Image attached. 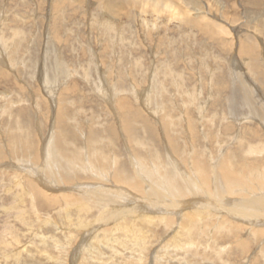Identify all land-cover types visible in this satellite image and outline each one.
Masks as SVG:
<instances>
[{"label": "rangeland", "instance_id": "rangeland-1", "mask_svg": "<svg viewBox=\"0 0 264 264\" xmlns=\"http://www.w3.org/2000/svg\"><path fill=\"white\" fill-rule=\"evenodd\" d=\"M67 1L56 8L53 2L57 0H0V166L14 165L0 176V181L8 186V192L0 190V264H264V234L247 231L249 227H241L239 222L236 229L225 226L223 231H218L216 227L220 222L215 216L201 217L194 227L198 231L192 235L193 229L191 234L185 229L186 236L177 239L179 245L175 250L171 246L176 240L172 242L173 233L180 226L176 216L169 217L173 224L168 227L170 222L152 213L148 217L150 226H146L135 223L132 214L121 213L115 224L139 226L142 233H147L142 234L146 237L145 246L142 243L134 246L131 244L134 234L122 235V231L119 234L109 229L105 236L96 237V234L88 236L86 229L80 231L78 228L85 221L89 226L97 225L94 221L98 220L100 212L96 208L84 214L70 209L67 216L61 203L49 208L41 206L39 200L29 199L26 189L35 179L21 169L40 166L41 161L35 157L40 154L42 143L59 127L69 136L66 142L70 149H80L86 160L93 152L87 147L92 136L99 138L109 159L105 167L109 173L107 179L104 177L106 181H93L91 175L88 179H85L87 175H82L84 180L77 185L75 181L59 186L63 189L61 193L73 198L80 196L76 192L78 185L106 184L113 174V159L117 167L114 166V170L123 168L133 181L136 179L134 160H140L149 168L151 162L154 166H163L164 161L169 160L189 178L195 176L192 173L198 164L197 167L205 166V169H213V165L234 168L233 173L243 172V168L249 166L264 174V129L250 111L258 105L241 109L242 103L230 92L234 86L248 96L247 90H250L247 84L240 85L243 83L239 73L245 72L247 67L236 52L241 40L239 34L235 36L229 29V35L213 41L175 21L166 20L167 24L165 18L157 21L155 16L151 20L146 15L145 21L150 22L147 24L142 22L143 16L128 20L125 18L128 7L123 11L117 12L119 9L114 8L116 12H103L93 3L88 7L87 0L81 5L77 0ZM226 1L238 4L236 9L227 5L222 10L227 17L242 18L237 24L255 16L249 10V0ZM258 1L264 6V0ZM104 2L108 3L106 9L115 6L109 7V0ZM258 11L264 10L255 13ZM210 16L215 19L214 15ZM95 19L106 20L104 23L110 24V28H101V23ZM257 62L264 73V61L257 59ZM246 76L253 84L252 90L254 87L260 92L264 103V75L260 82L250 71ZM47 86L52 89L51 93L45 91ZM251 100L253 103V98ZM58 112L63 115L60 120L56 118ZM14 128H19L21 133H16ZM126 128H130L129 131ZM12 131L22 136L31 134L32 140H29L33 147L28 148L22 142L12 145L9 141ZM130 133L134 134V139H130ZM241 147L247 151L252 149L248 152L254 155ZM232 150L236 153H231ZM209 171L210 175L213 170ZM248 179L253 181L252 177ZM20 180L24 188L17 190L15 185ZM135 181L140 183V189L146 190L140 178ZM11 191L23 193L18 208L20 220H16L12 212ZM54 194L61 195L60 192ZM114 212L112 215H116ZM44 238L46 245L40 241ZM84 239L87 241L81 244Z\"/></svg>", "mask_w": 264, "mask_h": 264}, {"label": "bare ground", "instance_id": "bare-ground-1", "mask_svg": "<svg viewBox=\"0 0 264 264\" xmlns=\"http://www.w3.org/2000/svg\"><path fill=\"white\" fill-rule=\"evenodd\" d=\"M65 1H67V0H57V2H53V3H54V6L56 8H58L60 5L64 6ZM90 1H92V2H90ZM93 1L94 0H87L86 3L88 4V7H89V4L93 3L92 5H96V7L99 8L103 12L106 10H108L110 12H114L115 11V10H113L114 8L119 9V10H116L117 12L120 10L123 11V9L125 7H128L130 10L128 11V14H125L126 15L125 18H127L128 20H130V18H131V20H133L134 19L133 16L135 18L143 16V18H141L142 22L150 23L149 21H145L144 16H146V15L150 16L151 20H152V18L156 17L157 21H160L162 18H165V22H166V20H168V21L171 20V21H175L181 25L191 27V28L199 31L205 38L213 40V41L218 40V38H220L222 36L229 35V29H230V32H232L233 35H235V36L239 34L241 40H239V42L237 44L236 52L239 55V57L241 58V60H242L241 62L243 63V65L245 67H247L245 72L239 73L242 76V83H243L240 85L244 86L247 84L246 88L250 89V90H247L248 96H246L244 94V92L241 91V88H238V87L235 88L234 86L232 87V91H230V92H232L233 93L232 95L234 97H236L237 99H239V101L242 103L240 106L241 109H243V108L244 109L245 108L246 109H252L255 105H258L257 108L250 110V111L252 112V114L255 115L256 122L264 129V103L262 102L263 99L260 100V97H259L260 92H258V90L254 89V87L252 90L251 86L253 84L246 76L248 71H250L251 75L253 73L255 75L254 77H256V80L258 82H260L262 80L263 75H264L263 69L260 68V66H261V65H259L260 63L257 62V59H260V60L262 59L264 61V57H263L264 56V18H263L264 17V11H258L259 13H255L257 10H261V9L264 10V6H262V5L260 6V1H258V0L247 1V4L249 6V10H251L252 15L254 13L255 16L253 15L254 16V17L252 16L253 18H245L244 17L245 20H243V22L241 21V23H239V24H237V22H239V20H242V18H233L231 16L227 17V15L224 14L225 12L223 13V11H224L223 9L227 8V5H229L231 8H234V9L238 8L237 2H236V4L234 3L235 5L230 4V3L227 4L226 0L221 1L220 3L213 1V0H109V7H112L115 4V6L110 8V9H106V6L108 3L105 4V2H104L105 0H95L94 2ZM210 1H211V3H210ZM68 2L69 1H67L66 3H68ZM77 2L81 5V2H84V0L83 1L77 0ZM216 3H219V5ZM54 6H53V8H55ZM257 7H260V8H257ZM99 13H100V11H99ZM217 14H219L218 15L219 18H218V16L217 17L215 16ZM117 15L118 14L116 13V15H114V16L116 17ZM210 15H214V18L217 21L215 19L212 20L213 17ZM102 16H103V13H102ZM106 19H107V17H106ZM96 21L97 22L99 21V23H101L100 24L101 28H102V26H104V28H107V30H108V27L110 26V24H108L107 22L104 23L106 20L104 22L102 20H101V22H100V20H96ZM157 21H155V22H157ZM218 21L223 22L224 25L220 24V22H218ZM92 22H94V24H95V21H92ZM151 22H153V21H151ZM155 22L153 23L154 25H155ZM157 25L158 24H156V26ZM226 25H227L228 29L226 28ZM96 26H97V24H96ZM243 27L246 28L247 30L241 29ZM150 28H151V26H150ZM107 30H105V31H107ZM248 30H250V31H248ZM255 38H257V39H255ZM57 40H59V39H57ZM56 59H58V56ZM233 63L235 64V62H233ZM262 67H264V66H262ZM45 80L47 81V79H45ZM42 81H43V79H42ZM99 81H101V80H99ZM240 87H242V86H240ZM67 89H68V87H67ZM225 89L226 88H223L224 91H225ZM65 90H66V88L64 89V92H65ZM45 91L51 93L52 89L50 91L49 87L47 86V87H45ZM252 92L255 93V96L252 94ZM251 98H253V101H254L253 103L251 102L252 101ZM54 102H56V101L54 100ZM251 112L248 114H251ZM61 113L58 112L56 114L57 120H60L61 117L63 116ZM15 126H16V124H15ZM146 126H147L146 128L148 130V124ZM61 128L62 127H59L57 129L56 133L51 134L49 139L42 143L40 154H37L35 157L38 161H41L40 166L36 167L35 169H33L34 165L33 166H26L24 169H21V171H25L26 173L28 172L26 174L28 177L35 179L33 181V183L30 182V185L26 189V192L28 194L29 199H31V201L38 202V200H39L41 206L43 205V206H46V207L48 206L49 208H51L54 206L56 207V205H59L61 203L62 207L64 206L63 210H65L67 216H69V214H70L69 213L70 209L77 211L78 214L79 213H81V214L82 213L83 214L88 213V210L91 211L93 208L98 209L100 214L98 215V218H97L98 220L94 221L95 224H97V225H95L94 227L89 226L87 224V221H85V224L78 228L80 231H84V232L87 230L85 233H87L88 236L93 235V234L94 235L96 234V237H100L99 235L105 236L106 233H109V231H110L109 229H111L115 233H119V234L122 231V235L127 234L129 236V235L134 234V237H133L134 240L132 241V243L131 242L130 243L134 246L141 245L140 243H142L145 246V244H146L145 238L146 237L142 236V234L145 235L146 232L142 233L140 231V229H138L139 226L137 228H136V226H134L133 228L132 227H126V226L123 227L121 225L122 222L120 223V225L118 223H116V224L114 223L119 218L121 213L122 214H128V215L132 214L133 216H135V217H133L134 220H136L135 223L139 222L142 225H146V226H150L149 221H151V219L148 218L149 214L154 213V214L160 215V217L163 218V221H166V223L170 222L169 223L170 226H168V227H171L173 224V221L171 220L172 218L170 219L169 217H171V215H173L174 217L176 216L179 219L177 221L180 222V226H179V229L174 231L173 238H172L173 240L170 239V240H172V242L176 239L174 241L175 245L174 244L171 245L175 250L178 249L177 246L179 245V243L177 242V239L178 238L181 240H182V238L184 239V236H186V234L184 232L186 230L190 233L191 232L190 230L193 229L192 230V235H193L194 232L198 231V229L197 228L194 229V227H195V224L197 225L198 223H200L201 217L210 218L209 216H211V215H212L211 217H213V218L215 216V220L218 219V221L220 222V223L217 222V223H219L218 226L216 225L217 226L216 230H218V231H220V230L223 231L227 226L229 228H233V229L235 228L236 229L238 227V222H239L242 225V226L240 225L241 227H245L247 229L249 227V230H247V231H253L254 233H258L261 235L264 234V174L262 173L263 172L262 170H261L262 172L261 171L258 172L256 169H254V168L252 169V167H249V166H245V168H243L244 169L243 172L233 173L232 170H234V168L231 169L229 167L228 168L226 167L227 170H224V169H226L225 166H222V168H223L222 169L220 166H217V165L214 166L213 165V167H214L213 169H212V167H210L209 169H205L206 168L205 166L204 167L203 166L197 167L199 165L198 164V165H195V167H194L195 173L191 172L195 176H192V178L185 176L186 177L185 178L183 176L184 173L182 172V170L177 169V167H173L174 163L171 164V162H169V160L164 161L163 166H160V165L154 166L153 164H151L152 163L151 162L150 163L151 166L149 165L150 168L147 167L148 166L147 164H146L147 166H145L143 164V162H141L140 160H137V161L134 160L135 163L133 162L134 164L132 165V167H133V169H134V167L136 168V171H135L136 174L133 175L136 179H134V181H133V180H131L132 177L127 176V173L125 172V170L123 168H122V171L120 170L121 168L118 170L117 169L114 170V166H115L116 162H115V159H113V161H112L113 164L111 166L113 168V172H111V173H113V174L111 175V177L109 178V181H107L106 184L101 183L100 185H97V186H94L91 184L78 185L76 187V192H78L80 194V196L77 198H73L72 196H68L67 193L64 194L65 192L61 193V191H63V189L62 190L59 189V186L61 184L65 186V184L74 183L76 181V185H77L78 181L84 180L82 175H87V177L85 179H88V175H91V177L94 178L93 181H102V182L106 181L107 176L109 175V173L107 171H105L106 170L105 167L108 164L109 159H106V154L104 152V149L101 147V144H100L101 141L99 142L98 137H93V136L90 137L87 147L90 148L91 151L93 150V152H92L93 154L90 153L91 157H88V159L86 160V156H85V158L83 157L82 153L80 152V149H78V148L76 149L74 147L70 149V147L68 146V144L66 142V140L68 139L69 136L66 137L64 130H61ZM127 129L128 128H126V130ZM129 129H128V131H129ZM15 130H16V133L20 132L19 128H16ZM258 130H260V129H258ZM255 131L256 130H254V132ZM15 134L13 131L10 134L11 137H10L9 141L11 142L12 145L13 144L15 145V143H18V142H22L23 144L26 145V147L29 146L28 148L33 147V145H30V143H31L30 140H32L31 134H29V136L26 135L27 137L25 135L22 136L23 134H16V135ZM132 134L133 133L129 134L131 136L130 139H132V138L134 139V134L133 135ZM29 138H30V140H29ZM263 139L264 138H262V140ZM262 140H261V142H262ZM256 142H260V141H256ZM102 144H104V143H102ZM240 144H243L242 141L240 142ZM252 145H253V142H252ZM242 148L243 147H241V150H242ZM244 149L246 150V148H243V150ZM32 150H34V149H32ZM88 150L89 149H87L85 151H88ZM233 150L231 153L235 152V151L233 152ZM249 150H252V149H249ZM253 151H254V149H253ZM250 152H248V153L249 154L252 153V155H254L253 152H251V153ZM261 152H263V151H261ZM256 153H257V150H256ZM258 153H257V155H258ZM35 154H36V152H35ZM229 154H230V152H229ZM237 155H238V153H237ZM243 155H244V153H243ZM252 155H251V158L253 157ZM1 156L2 155L0 153V158H1ZM200 156H202V155H200ZM238 156L240 157V155H238ZM139 159H142V158H139ZM247 160L249 162V159H247ZM258 160H260V159H258ZM242 161H243V158H242ZM244 161H245V159H244ZM199 162H200V160H199ZM229 162H227V163H229ZM235 162H237V161H235ZM253 162H255V161H253ZM260 162H262V161H260ZM221 163H223V162H221ZM201 164H203V163H201ZM243 164H244V162H243ZM237 165H238V163H237ZM12 166L14 167V165H12ZM12 166H10V165L8 167L2 166L4 168H2L0 166V176L7 169H9ZM35 166H37V165H35ZM261 167H262V165H261ZM210 169H211V171L213 170L212 171L213 174L211 173L212 175L211 174L209 175V173H208V172H210L209 171ZM25 172H23V173H25ZM17 176L19 177V179H21L20 173H18ZM250 177L253 178V181L248 179ZM137 178H140L143 182V185L146 186L145 191L142 190V188L140 189V187H139L140 183L135 181V180H137ZM21 183H22L21 180L16 182L15 186H16L17 190L19 187L22 189L24 188L21 185ZM122 184L124 186L126 185L127 187H125V188L122 186L120 187V185H122ZM252 186H253V188H251ZM1 189L2 190L7 189L6 191L8 192V186L6 184H4L3 181H0V190ZM125 189H127V191ZM12 190H13V188H12ZM245 190H247V191L245 192ZM70 191L71 190H69L68 192H70ZM11 192H12V199H13L12 212L15 215L16 220H18V218L20 220V213H18V208L20 207L19 205L22 203L20 201V198L22 197L23 193L22 192H21L22 194L17 193V191H11ZM24 192H25V190H24ZM54 192H57V193L60 192L61 195H55ZM144 192L146 193L147 197H150L149 199L144 198L146 196L144 194ZM125 196H127V198ZM154 196L158 199H156ZM188 197H190L191 199L185 200ZM151 198H153V199H151ZM154 199H156V200H154ZM39 211H40V209H39ZM114 211H116L117 213H116V215L113 214L114 215L113 216L112 213ZM158 215H156V216H158ZM132 222L133 221L131 219L130 223L132 224ZM163 225H165V224H163ZM201 225H202V223H201ZM245 225H248V226H245ZM181 227H182V230L180 229ZM84 229H86V230H84ZM143 229H145V228H143ZM166 230L167 229H165V231ZM95 232H97V233H95ZM230 232L232 234V231H230ZM179 233H181L180 236L178 235ZM199 233H200V231H199ZM219 235H220V233H219ZM148 236H151V235H148ZM235 237H237V236H235ZM106 238L107 237H105L104 240ZM217 239H216V241H217ZM226 239H228V238H226ZM255 239H257V238H255ZM262 239H263V237H262ZM92 240L93 239H91V241ZM214 240H215V238H214ZM40 241L43 245L47 244L45 238L43 240H40ZM86 241L87 240L84 239L80 243L84 244ZM152 241H154V240H152ZM259 241L261 242L263 240H259ZM176 242L178 244H176ZM243 242L244 243H241L242 245L245 244V241H243ZM81 244H80V246H81ZM56 247L59 248L58 250L61 249L58 246H56ZM104 247L106 248V246H104ZM235 247H237V246H235ZM243 248H245V247H243ZM63 250H65V248H63ZM80 250H81V248H80ZM175 250H174V252L176 253ZM60 251H62V250H60ZM243 251H244V249H243ZM98 253H100V252H98Z\"/></svg>", "mask_w": 264, "mask_h": 264}]
</instances>
